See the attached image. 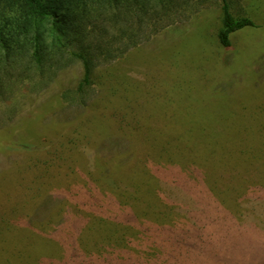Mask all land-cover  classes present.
<instances>
[{
  "label": "trees",
  "instance_id": "trees-1",
  "mask_svg": "<svg viewBox=\"0 0 264 264\" xmlns=\"http://www.w3.org/2000/svg\"><path fill=\"white\" fill-rule=\"evenodd\" d=\"M255 2L0 0V184L21 190L32 212L18 214L19 204L0 210V253L18 245L12 234L29 231L47 238L46 250L66 252L61 264H159L160 250L198 239L193 228L211 203L224 206L217 201L235 198L251 172L264 170V120L230 141L213 121L173 120L147 62L156 43L187 36L184 23L218 11L202 25V46L190 49L218 76L244 48L243 36L264 38ZM181 53L169 58L182 60ZM76 64L82 74L74 88L61 89L49 106L24 108ZM191 72L195 87L220 92L215 79L206 86Z\"/></svg>",
  "mask_w": 264,
  "mask_h": 264
},
{
  "label": "rangeland",
  "instance_id": "rangeland-1",
  "mask_svg": "<svg viewBox=\"0 0 264 264\" xmlns=\"http://www.w3.org/2000/svg\"><path fill=\"white\" fill-rule=\"evenodd\" d=\"M252 1H259L260 3L255 2L253 5L264 12V0ZM218 14V11H211L194 24L184 23L185 29L189 31L187 36L182 37L183 31H179L174 36H168L173 41L156 43V50L147 64L148 69L151 65L155 66L154 73H151L155 79L153 88L160 87L162 96L169 99L171 104L163 107H166L173 120H191L204 124H212L213 121L219 124L222 134L228 135L227 140L230 141L232 136L240 133L238 129L264 120V44L256 47L255 42L258 41L254 40L257 37L264 38L261 32L249 37L243 36L239 44L244 47L242 51H238V46L237 53H232L228 64L221 63L218 76H214L208 67L202 66L199 56L190 49L196 51L202 46V25L214 23ZM177 49L182 51V60L174 61L169 55ZM132 58L148 59L140 54H133ZM138 69L144 71V67ZM192 69L202 76L206 86L211 85L215 79L214 84L221 87L220 92H206V89L195 87L196 79L192 76ZM81 74L79 64L70 67L59 75L45 95L29 98L30 101L25 102L24 108H37L40 104L49 106L52 103L50 98L56 97V93L63 88H74ZM145 83L149 86V81ZM157 114V109L151 112V115ZM218 145L221 144L217 142L210 149L217 151ZM228 146L229 143L227 148L231 147ZM10 160L12 161L11 158ZM5 189L12 193L10 200L3 195ZM25 201L21 190L16 193L8 184H0V210L19 204L18 214L31 215L32 212L27 207L24 208ZM217 202L224 206L218 207L212 202L210 209H206L201 217L203 221L195 224L193 230L200 233L198 239L193 238L194 242L189 244L183 241L176 249H170L168 245L158 246L169 248L166 252L159 251V264H264V170L251 172V184L244 189L236 188L235 198H221ZM189 223L192 224L193 221ZM28 233L30 232L23 231L12 234L18 245L10 246L9 255L0 253L1 263L61 264L63 254L66 253L63 249L48 251L46 237ZM64 233L62 229L56 231L55 234H61L57 236L59 241H62Z\"/></svg>",
  "mask_w": 264,
  "mask_h": 264
}]
</instances>
